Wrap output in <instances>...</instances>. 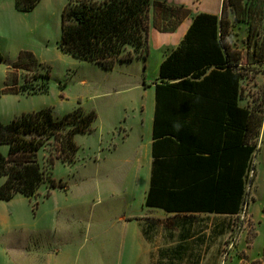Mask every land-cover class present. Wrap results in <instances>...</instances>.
I'll return each instance as SVG.
<instances>
[{
    "label": "rangeland",
    "instance_id": "374dc122",
    "mask_svg": "<svg viewBox=\"0 0 264 264\" xmlns=\"http://www.w3.org/2000/svg\"><path fill=\"white\" fill-rule=\"evenodd\" d=\"M67 1L41 0L33 11L20 12L15 0H0V17L7 16L15 26L22 17L36 14L45 25L32 33L34 38L43 36L38 42L19 40L10 46L0 38V90L13 85L31 90L1 93L0 121L44 107L60 117L79 106L97 113L95 130L75 136L79 149L74 161L57 160L54 165L51 178L65 188H50L48 196L46 183L35 197L18 194L0 200V264H148L150 250L140 223L152 215L145 196L158 55L150 57L147 70L143 58L108 70L62 52L61 21ZM243 3L250 11L244 14L245 21L235 23L230 38L253 60L254 54L264 56V0ZM242 74V94L247 91L254 106L260 105L262 93L256 86H264V63L246 67ZM145 75L149 86H143ZM46 83L47 92L32 93ZM260 146L255 201L247 196L249 204L245 202L240 216L224 218L218 250L201 246L184 257L214 255L215 264H264V124ZM0 150L5 153L8 146L1 145ZM4 181L0 178V185Z\"/></svg>",
    "mask_w": 264,
    "mask_h": 264
},
{
    "label": "trees",
    "instance_id": "16d2710c",
    "mask_svg": "<svg viewBox=\"0 0 264 264\" xmlns=\"http://www.w3.org/2000/svg\"><path fill=\"white\" fill-rule=\"evenodd\" d=\"M40 1L15 0V8L30 12ZM153 4L156 9H163L154 22L163 31H173L183 17L179 15L188 12L158 0H68L62 12L59 48L74 58L108 70L120 63L146 59ZM249 11L243 0H224L220 14H196L181 44L161 63L156 83V138L161 133L159 120L163 114L167 119L175 117L168 125L179 128L183 125L179 117L189 115L185 111L188 108L181 103L218 99L217 211L224 214L242 211L247 202L245 185L254 167L253 158L260 151L262 103L251 109L240 106L239 100L243 95L242 69L264 63V56L254 54L250 60L245 51L233 46L230 38L235 23L245 21L244 14ZM173 17L177 20L172 22ZM163 20L167 23L162 25ZM46 77L50 80L51 76ZM16 87L0 90V97L3 92L31 93L27 86ZM48 89L46 83L32 93ZM165 100L169 104L165 105ZM96 119L95 110L79 106L61 117L51 107H44L24 112L9 122L0 121V146H8L7 152L0 150V178H5L0 185V200H11L18 194L35 197L46 183H49L48 196L50 188H65L63 182L51 178L54 165L57 160L74 161L79 149L75 136L92 133ZM156 203L151 190L147 205H160Z\"/></svg>",
    "mask_w": 264,
    "mask_h": 264
},
{
    "label": "crops",
    "instance_id": "0c3cea01",
    "mask_svg": "<svg viewBox=\"0 0 264 264\" xmlns=\"http://www.w3.org/2000/svg\"><path fill=\"white\" fill-rule=\"evenodd\" d=\"M158 1H165L167 5L174 8H185L188 12L186 15H179L183 17L173 31H163L158 29L154 23L156 17H161L163 9L162 7L156 9L154 4L151 7L150 51L144 63L147 70L150 57L153 54L158 55V66L156 65L153 70L155 104L152 114L149 184L145 196V206L152 212V215L147 217L145 222L140 223L150 250L148 264H192L197 261L199 264H215L214 255L202 259H189L184 256H186L185 252L190 254L192 250L197 251L201 246L218 250L216 245H218V236L224 231V218H235L242 213L241 211L237 214H224L217 211L218 115L216 108L218 99L187 100L181 103L188 108L185 111L189 115L179 117L178 120L183 123L179 128L168 125L169 121L175 120V117L167 119L163 114L159 120V133L160 131L161 133L158 138L154 135V125L156 83L159 82L161 63L181 44L194 16L200 12L220 14L224 0ZM175 20L177 17L171 19L172 22ZM165 23L167 20L162 21V25ZM147 81L148 77L145 75L143 86H149ZM256 87L262 93L263 123L259 137L260 145L264 124V86ZM169 102L165 100V105ZM253 103L255 100L245 91L239 100L240 106L252 109ZM207 113L211 115H205ZM164 130L165 132H162ZM256 155L253 158L254 167L245 185L246 198L252 196V201L256 199L252 192L256 181ZM238 162L239 159H237ZM252 177L253 181H251ZM151 190L153 201L160 205H147V197ZM247 203L249 204L248 200ZM250 215L252 216L251 212ZM225 227H227L226 224ZM175 253L177 254L174 257Z\"/></svg>",
    "mask_w": 264,
    "mask_h": 264
},
{
    "label": "clouds",
    "instance_id": "9594fccd",
    "mask_svg": "<svg viewBox=\"0 0 264 264\" xmlns=\"http://www.w3.org/2000/svg\"><path fill=\"white\" fill-rule=\"evenodd\" d=\"M44 29L45 25L40 14H36L33 18L22 17L20 23L13 30H5L3 38L9 41L10 46L15 45L19 40L38 42L43 36L34 38L32 33Z\"/></svg>",
    "mask_w": 264,
    "mask_h": 264
},
{
    "label": "snow or ice",
    "instance_id": "6c2138e0",
    "mask_svg": "<svg viewBox=\"0 0 264 264\" xmlns=\"http://www.w3.org/2000/svg\"><path fill=\"white\" fill-rule=\"evenodd\" d=\"M15 25L9 20L7 16L0 17V38H3L5 30L11 31Z\"/></svg>",
    "mask_w": 264,
    "mask_h": 264
}]
</instances>
